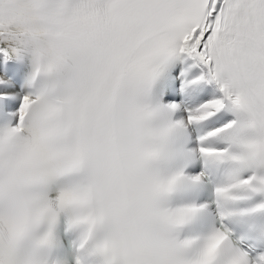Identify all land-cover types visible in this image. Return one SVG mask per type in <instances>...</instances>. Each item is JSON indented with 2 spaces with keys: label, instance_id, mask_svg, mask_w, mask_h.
I'll list each match as a JSON object with an SVG mask.
<instances>
[{
  "label": "snow or ice",
  "instance_id": "6c2138e0",
  "mask_svg": "<svg viewBox=\"0 0 264 264\" xmlns=\"http://www.w3.org/2000/svg\"><path fill=\"white\" fill-rule=\"evenodd\" d=\"M0 264H264V0H0Z\"/></svg>",
  "mask_w": 264,
  "mask_h": 264
}]
</instances>
